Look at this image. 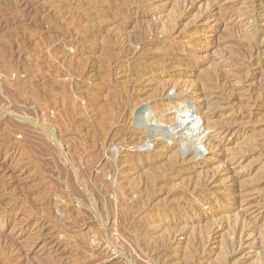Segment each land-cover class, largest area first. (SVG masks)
<instances>
[{
	"label": "rangeland",
	"instance_id": "obj_1",
	"mask_svg": "<svg viewBox=\"0 0 264 264\" xmlns=\"http://www.w3.org/2000/svg\"><path fill=\"white\" fill-rule=\"evenodd\" d=\"M263 86L264 0H0V264H264Z\"/></svg>",
	"mask_w": 264,
	"mask_h": 264
},
{
	"label": "bare ground",
	"instance_id": "obj_2",
	"mask_svg": "<svg viewBox=\"0 0 264 264\" xmlns=\"http://www.w3.org/2000/svg\"><path fill=\"white\" fill-rule=\"evenodd\" d=\"M188 2V1H187ZM213 5V4H212ZM121 9V8H120ZM107 21V20H106ZM173 22V21H172ZM223 22V21H222ZM120 24V23H119ZM143 41V40H142ZM128 42V41H127ZM134 42V41H133ZM132 44V43H131ZM130 44V45H131ZM134 44V43H133ZM141 47V46H140ZM149 47V46H148ZM260 47V46H259ZM121 48V47H120ZM128 49V48H127ZM149 50V49H148ZM158 57V56H157ZM255 57V56H254ZM158 58H160V57H158ZM128 60V59H127ZM135 60V59H134ZM163 60V59H162ZM118 61V60H117ZM130 63V62H129ZM160 63V62H159ZM259 63V62H258ZM120 65V64H119ZM168 65H169V63H168ZM165 66H166V64H165ZM165 66H163L164 68H165ZM171 66V65H170ZM254 67V66H253ZM123 68V67H122ZM162 68V67H161ZM160 69V68H159ZM158 70V69H157ZM139 71V70H138ZM262 71V70H261ZM142 73V72H141ZM252 74V73H251ZM156 75V74H155ZM191 75V74H190ZM151 76V75H150ZM170 76V75H169ZM180 76H182V75H180ZM158 77V76H157ZM168 77V76H167ZM179 77V76H178ZM177 77V78H178ZM248 77V76H247ZM141 78V77H140ZM180 78V77H179ZM260 78V77H259ZM145 79V78H144ZM169 79H171V78H169ZM174 79V78H173ZM182 79V78H181ZM251 79V78H250ZM137 80H138V78H137ZM146 80V79H145ZM148 80V79H147ZM146 80V81H147ZM154 80V79H153ZM152 80V81H153ZM158 80V79H157ZM172 80V79H171ZM256 80V79H255ZM254 80V81H255ZM187 81V80H186ZM157 82H160V81H157ZM166 82H168L167 80H166ZM176 82H177V80H176ZM179 82H180V80H179ZM138 83V82H137ZM162 83V82H161ZM178 83V82H177ZM257 83V82H256ZM259 84V83H258ZM194 85V84H193ZM186 86H188L187 84H186ZM186 86H178V85H172V83L171 84H168L167 86H164V87H162L161 86V88H159V92H158V98H156L154 101H152L151 102V104L153 105V106H155V107H158L161 103L160 102H162V98H164V100H165V98L166 99H170L171 98V92H173L174 91V95H178V94H180V93H182V92H180V90L181 89H184V91L183 92H185V91H187L188 90V88H186ZM191 87H192V85H191ZM194 87V86H193ZM201 87V86H200ZM210 87V86H209ZM264 87V86H263ZM140 88V87H139ZM202 88H204V87H202ZM251 88H253V87H251ZM262 88V87H261ZM193 89H195V87L193 88ZM193 89H192V91H193ZM254 89V88H253ZM259 89V88H258ZM264 89V88H263ZM200 90V89H199ZM133 91V90H132ZM182 91V90H181ZM191 91V90H190ZM189 91V92H190ZM204 91V90H203ZM224 91V90H223ZM202 92V91H201ZM208 92V91H207ZM210 92V91H209ZM220 92V91H219ZM133 93V92H132ZM260 93V92H259ZM185 94V93H184ZM190 94H191V96L194 98V99H196L197 101L198 100H201L202 98L205 100L206 98L205 97H203L202 96V94L201 93H199V92H197V91H193V92H190ZM204 94V93H203ZM142 95V94H141ZM149 95V94H148ZM150 95H152V94H150ZM173 95V94H172ZM173 95V96H174ZM172 96V97H173ZM221 96V95H220ZM256 96V95H255ZM139 99V98H138ZM148 99V98H147ZM214 99V98H213ZM217 100V99H216ZM124 101V100H123ZM195 102V101H194ZM251 102V101H250ZM255 102V101H254ZM5 103V102H4ZM203 103V102H202ZM209 103V102H208ZM247 103V102H246ZM125 104V103H124ZM131 104V103H130ZM171 104V103H170ZM181 104V103H180ZM247 105V104H246ZM249 105V104H248ZM165 106H167V105H165ZM203 106V105H202ZM213 106V105H212ZM118 107V106H117ZM148 107V106H147ZM216 107V106H215ZM131 108V107H130ZM176 108H179L180 110H181V108L182 109H187V108H189V105L187 104V102L186 101H183L182 102V104L181 105H179V106H177ZM6 109V108H5ZM5 109H4V111H5ZM124 109V108H123ZM162 109H164V108H162ZM178 109V110H179ZM202 109V108H201ZM220 109V108H219ZM148 110H149V108H148ZM215 110V109H214ZM221 110V109H220ZM226 110V109H225ZM159 111H160V109H159ZM196 111V110H195ZM199 111H200V109H199ZM219 111V110H218ZM130 112V111H129ZM149 112H151L150 110H149ZM186 112V111H185ZM189 112V111H188ZM220 112V111H219ZM226 112V111H225ZM248 112V111H247ZM147 113V112H146ZM155 113V112H154ZM193 113V112H192ZM191 113V114H192ZM139 114H140V112H139ZM148 114H150V113H148ZM153 114V113H152ZM161 114V113H160ZM194 114H196V119H197V117L200 119V120H202V119H206V122H208L209 123V120H208V118L207 117H205L204 116V113L203 114H201V113H197V112H195ZM215 114V113H214ZM142 115V114H141ZM157 115H158V113H157ZM166 115V114H165ZM216 115V114H215ZM228 115V114H227ZM140 116V115H139ZM138 116V117H139ZM144 116H146V120L147 121H150V117H153L152 115L150 116V117H147V114H145ZM160 116V115H159ZM158 116V117H159ZM191 116V115H190ZM211 116V115H210ZM182 117H183V115H182ZM185 117V116H184ZM183 117V118H184ZM212 117V116H211ZM141 118V117H140ZM144 119H145V117H143ZM176 118H177V115H175L174 117H162V115L160 116V118H156L155 119V123H156V125L158 124H160V125H167V126H169L170 128H172V125H174V124H176L177 122H178V126L177 127H179V129H180V127H182L183 126V124L184 123H186V122H184V119H183V121H177L176 120ZM185 118H188V117H185ZM193 118L195 119V117H194V115H193ZM177 119H179V117L177 118ZM195 119V120H196ZM199 119H197V120H199ZM204 119V120H205ZM221 119V118H220ZM151 120H153V118L151 119ZM175 120V121H174ZM194 120V121H195ZM199 120V121H200ZM215 120V119H214ZM188 121H190L189 119H188ZM192 121V120H191ZM213 121V120H212ZM232 121V120H231ZM151 122V121H150ZM206 122H204V123H206ZM225 122V121H224ZM188 123V122H187ZM236 123V122H235ZM147 124V123H146ZM106 125V124H105ZM135 125V124H134ZM163 125V126H164ZM186 125V124H185ZM191 125V124H190ZM200 125V124H199ZM167 126H165V127H167ZM195 126H196V124H195ZM118 127V126H117ZM117 127H115V128H117ZM139 127V126H138ZM148 127V126H147ZM184 127V126H183ZM188 127V126H187ZM197 127V126H196ZM114 128V129H115ZM148 128H150V129H148ZM147 129V131L149 132V130H151V127H148ZM160 128V127H159ZM176 128V127H175ZM189 128H190V126H189ZM189 128H183L182 130H181V134L179 135V133L177 132V130H176V132H177V134L179 135V139L178 140H180L181 142H182V140H187V142H192L193 140H197L198 139V133L196 132V131H192V126H191V129H189ZM113 129V130H114ZM162 129V128H161ZM111 130V129H110ZM132 130V129H131ZM144 130V132L146 131L145 129H143ZM153 130V129H152ZM163 130L164 129H162V132H163ZM174 130V128L172 129V131ZM244 130V129H243ZM157 131V130H156ZM158 131H159V129H158ZM158 131H157V133H158ZM228 131V128H226L225 130H224V132H227ZM151 132V131H150ZM175 132V131H174ZM230 132V131H229ZM234 132V131H233ZM159 133H160V131H159ZM166 133V132H165ZM172 133V132H171ZM215 133V132H214ZM232 133V132H231ZM114 134V133H113ZM162 134H164V133H162ZM173 134H175V133H173ZM172 134V135H173ZM207 134V133H206ZM228 134V133H227ZM121 135V134H120ZM132 136V135H131ZM155 136V135H154ZM164 136V135H163ZM175 136V135H174ZM120 137V136H119ZM150 137V136H149ZM151 137H152V135H151ZM169 137V136H168ZM219 137V136H218ZM164 138V137H163ZM171 138V137H170ZM185 138V139H184ZM202 138V137H201ZM213 138V137H212ZM226 138V137H225ZM112 139V138H111ZM116 139V138H115ZM115 139H114V141H115ZM168 139V138H167ZM204 140H205V142L207 143H210L211 144V141L212 140H209V138H207V137H205V138H203ZM99 140V139H98ZM163 140V139H162ZM213 140H214V138H213ZM111 141H113V140H111ZM157 141V140H156ZM215 141V140H214ZM160 142V141H159ZM173 142V141H172ZM199 142V141H198ZM197 142V143H198ZM202 142V141H201ZM217 142V141H216ZM216 142H214V143H216ZM162 143V142H161ZM184 143H186V142H184ZM204 143V142H203ZM119 144V143H118ZM134 144V143H133ZM192 144V143H191ZM200 144V143H199ZM210 144H206L208 147H209V145ZM204 145H205V143H204ZM215 145V144H214ZM159 146V145H158ZM162 146V145H161ZM189 146V145H188ZM187 146V147H188ZM197 145H195V147H196ZM213 146V145H212ZM222 146V145H221ZM130 147V146H129ZM191 147V146H190ZM224 147V146H223ZM215 148V147H214ZM214 148H211V150L212 149H214ZM218 148V147H217ZM225 148V147H224ZM168 149V148H167ZM178 149V148H177ZM194 149V148H193ZM201 149V148H200ZM219 149V148H218ZM223 149V148H222ZM169 150V149H168ZM187 150H188V148H187ZM191 150H192V147H191ZM215 150V149H214ZM226 151V150H225ZM168 152H170V150L168 151ZM172 152V151H171ZM188 152V151H187ZM218 152H219V150H218ZM221 152V151H220ZM162 153V152H161ZM217 153V152H216ZM222 153V152H221ZM226 153V152H225ZM170 154V153H169ZM173 155V154H172ZM172 155H170V157L172 156ZM190 155H192L190 158H184L182 161L183 162H185V161H189V160H191V159H193V158H196L197 156H196V153H195V151L193 150L191 153H190ZM200 155H201V153H200ZM222 155V154H221ZM226 155H227V153H226ZM106 156V155H105ZM127 156V155H126ZM199 156V155H198ZM225 156V155H224ZM168 157V156H167ZM174 157V156H173ZM116 158V157H115ZM114 158V159H115ZM217 158V157H216ZM172 159H174V158H172ZM182 159V158H181ZM197 159V158H196ZM221 159V158H220ZM69 160V159H68ZM109 160H110V158H109ZM168 160V159H167ZM216 160V159H215ZM232 160H233V158H232ZM181 161V160H180ZM181 161V162H182ZM222 161V160H221ZM238 161H240V160H238ZM143 162V161H142ZM166 162V161H165ZM164 162V163H165ZM228 162V161H227ZM226 162V163H227ZM115 163V162H114ZM158 163V162H157ZM235 163V162H234ZM100 164V163H99ZM193 164V163H192ZM215 164V163H214ZM152 165V164H151ZM178 165H180V164H178ZM181 165H183L182 163H181ZM188 165V164H187ZM153 166V165H152ZM190 166V165H189ZM219 166H221V165H219ZM224 166H225V164H224ZM229 166H230V164H229ZM236 166V165H235ZM211 167V166H210ZM241 167V166H240ZM141 168V167H140ZM157 168V167H156ZM166 168V167H165ZM235 168V167H234ZM134 169V168H133ZM138 169V168H137ZM208 169V168H207ZM209 169H211V168H209ZM207 170V171H210V170ZM213 169L215 170V168L213 167ZM8 170V169H7ZM158 170V169H157ZM185 170V169H184ZM187 170V169H186ZM212 170V169H211ZM218 170H220L219 168H218ZM218 170H217V172H218ZM224 170V169H223ZM226 170V169H225ZM227 170H229L228 168H227ZM202 171V170H201ZM216 171V170H215ZM214 171V172H215ZM222 171V170H221ZM232 171H234V169L232 170ZM239 171V170H238ZM6 171L4 170V172L3 173H5ZM216 172V173H217ZM235 172H237V171H235ZM135 173V172H134ZM212 173V172H211ZM222 173H223V171H222ZM231 173V172H230ZM11 174V173H10ZM179 174V173H178ZM202 174H203V172H202ZM234 174V173H233ZM233 174H232V176H233ZM14 175V174H13ZM217 175V174H216ZM225 175V174H224ZM161 176H163V175H161ZM207 176H208V174H207ZM210 176V175H209ZM217 176H219V175H217ZM222 176V175H221ZM238 176V175H237ZM166 177V176H165ZM184 177V176H183ZM212 177H214V175L212 174ZM230 177V176H229ZM215 178V177H214ZM213 178V179H214ZM135 179V178H134ZM156 179V178H155ZM184 179V178H183ZM185 179H186V177H185ZM206 179V178H205ZM244 179V178H243ZM115 180V179H114ZM133 180V179H132ZM221 180V179H220ZM232 180V179H231ZM203 181V180H202ZM211 181V180H210ZM240 181V180H239ZM146 182V181H145ZM212 182V181H211ZM235 182V181H234ZM237 182V181H236ZM144 183V182H143ZM193 183V182H192ZM195 183V182H194ZM199 183V182H198ZM214 183H216V182H214ZM238 183V182H237ZM5 184V183H4ZM149 184V183H148ZM200 184V183H199ZM235 184V183H234ZM109 185V184H108ZM150 185V184H149ZM165 185V184H164ZM210 185V184H209ZM231 185V184H230ZM232 185H233V183H232ZM236 185V184H235ZM10 186V185H9ZM141 186V185H140ZM146 186H147V184H146ZM166 186V185H165ZM234 186V185H233ZM237 186V185H236ZM253 186V185H252ZM251 186V187H252ZM129 187V186H128ZM141 187H143V186H141ZM144 187H145V185H144ZM195 187V186H194ZM199 187V186H198ZM207 187V186H206ZM256 187H258V186H256ZM88 188V187H87ZM144 189V188H143ZM146 189V188H145ZM193 189H195V188H193ZM207 189V188H206ZM239 189V188H238ZM241 189V188H240ZM245 189V188H244ZM253 189V188H252ZM192 190V189H191ZM128 191V190H127ZM130 191H131V188H130ZM144 191V190H143ZM246 192V191H245ZM252 192V191H251ZM133 193V192H132ZM242 193V192H241ZM115 194V193H114ZM147 194V193H146ZM263 195V194H262ZM186 197V196H185ZM244 197V196H243ZM245 198V197H244ZM243 199V198H242ZM147 200V199H146ZM189 200V199H188ZM148 201V200H147ZM238 201L240 202V200L238 199ZM217 202V201H216ZM220 202V201H219ZM260 202V201H259ZM22 204V203H21ZM207 204V203H206ZM251 204H253V203H251ZM239 205H241V203L239 204ZM245 205V204H244ZM262 205V204H261ZM231 206V205H230ZM258 206H260V205H258ZM126 207V206H125ZM235 207V206H234ZM246 207V206H245ZM244 207V208H245ZM146 209H148V208H146ZM231 209V208H230ZM198 210V209H197ZM232 210V209H231ZM241 210V209H240ZM244 215V214H243ZM246 216V215H245ZM248 217H249V215H248ZM247 217V218H248ZM245 218V217H244ZM246 218V221L248 220L249 221V219H247ZM255 219V218H254ZM243 220V219H242ZM119 222V221H118ZM169 223V222H168ZM167 223V224H168ZM243 223V222H242ZM249 223H250V221H249ZM150 225V224H149ZM169 225V224H168ZM239 225V224H238ZM243 225H246V224H242V226ZM256 225V224H255ZM185 226H186V224H185ZM250 226V225H249ZM245 227V226H244ZM244 227L241 229V232L243 233L244 232ZM182 228V227H181ZM240 228V227H239ZM124 229V228H123ZM246 229V228H245ZM248 229V228H247ZM246 229V230H247ZM238 230H240V229H238ZM245 230V231H246ZM237 231V230H236ZM235 231V232H236ZM247 232V231H246ZM239 234V233H238ZM239 236V235H238ZM240 236H241V233H240ZM39 237V236H38ZM170 237V236H169ZM242 237H243V235H242ZM248 237V236H247ZM39 241V240H38ZM175 241V240H174ZM163 242V241H162ZM163 244V243H162ZM168 244V243H167ZM164 245V244H163ZM206 246V245H205ZM197 247V246H196ZM10 249V248H9ZM204 249V248H203ZM234 249V248H233ZM12 250V249H11ZM13 252V251H12ZM16 252V251H15ZM166 252V251H165ZM197 253V252H196ZM169 254V253H168ZM190 258V257H189ZM15 260V259H14ZM191 260H192V258H191ZM158 261V260H157ZM172 261H173V259H172ZM170 263V262H169ZM178 263H180V262H178Z\"/></svg>",
	"mask_w": 264,
	"mask_h": 264
}]
</instances>
